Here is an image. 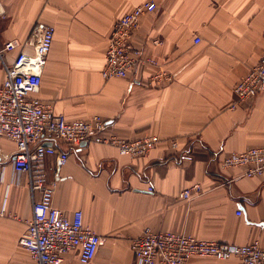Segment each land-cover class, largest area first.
<instances>
[{"label": "crops", "instance_id": "1", "mask_svg": "<svg viewBox=\"0 0 264 264\" xmlns=\"http://www.w3.org/2000/svg\"><path fill=\"white\" fill-rule=\"evenodd\" d=\"M148 1L0 0V47L19 42L4 53L7 63L34 51L44 25L56 29L39 93L56 113L71 120L99 115L108 134L127 139L160 137L136 158L107 144L58 140L69 158L63 165L52 155L45 160L46 181L56 183L53 204L66 214L82 210L102 237L87 264H132V240L147 227L233 244L259 239L264 247V175L221 167L230 153L264 146V85L232 107L235 84L264 52V0H153L157 8L142 16L132 43L172 80L155 83V66L105 79L114 23ZM4 77L0 62V85ZM15 150L12 140L0 138V208L8 214L0 218V264H38L19 240L40 193L31 190L29 174L14 169ZM196 183L201 193L182 199ZM61 264L83 263L72 251ZM187 264H240V258L193 256Z\"/></svg>", "mask_w": 264, "mask_h": 264}, {"label": "built area", "instance_id": "2", "mask_svg": "<svg viewBox=\"0 0 264 264\" xmlns=\"http://www.w3.org/2000/svg\"><path fill=\"white\" fill-rule=\"evenodd\" d=\"M157 8L153 0L137 5L114 23L109 37L102 75L105 79L127 77L137 66H155L152 80L165 84L172 79L158 61L145 55L132 43L136 29L144 14ZM3 9L0 2V15ZM56 29L44 25L32 53L20 51L12 64L7 63L4 53L19 46L17 40L0 47V62L5 77L0 85V138L6 137L16 145L13 166L17 172L30 175L31 190L39 191L34 197L32 217L19 243L25 247L38 264H61L65 255L77 251L83 264L95 257L102 237L84 222L83 211L64 213L53 204L55 182L45 178V160L55 156L63 165L69 153L57 146L62 140L73 147L99 143L117 147L121 153L131 157L147 156L160 142L158 135L127 139L107 133V122L99 115L88 119H68L54 111V104L39 96L42 76L53 47ZM196 37L195 42H200ZM155 42H158L156 40ZM152 80L150 83L152 84ZM264 85V52L248 74L234 86L238 102L255 98ZM174 148L177 141H172ZM221 167H242L243 175H264V146L250 147L224 157ZM199 183L184 189L180 197L190 200L194 193H201ZM152 190V188H150ZM8 214L0 208V218ZM134 261L132 264H187L193 256L219 259L240 258V264H264V247L256 239L247 244H233L201 239L191 233L156 231L147 227L140 237L132 240Z\"/></svg>", "mask_w": 264, "mask_h": 264}]
</instances>
